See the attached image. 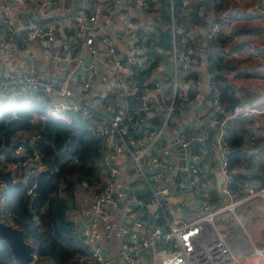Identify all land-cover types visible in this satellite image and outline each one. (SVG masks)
<instances>
[{
    "label": "built area",
    "instance_id": "built-area-1",
    "mask_svg": "<svg viewBox=\"0 0 264 264\" xmlns=\"http://www.w3.org/2000/svg\"><path fill=\"white\" fill-rule=\"evenodd\" d=\"M164 1L82 0V6L70 12L71 0H0V101L14 107L27 97L66 121H71L66 114L73 113L92 121L91 127L103 137V181L90 197L85 210L89 221L80 229L88 253L66 264H114L103 243L112 237L122 241V264H264V223L257 217L247 221L239 212L244 205L252 208L261 203L253 199H264V186L247 187L244 195L236 197L227 140L231 121L263 109L240 100L224 112L225 95L213 84L216 72L211 68V58L218 54L239 58L251 52L260 57L264 41L243 44L239 31L254 19L261 20L264 28V0H212L205 24L189 23V28L178 23L174 14L170 21L164 18ZM193 1L205 7V0ZM30 13L34 17H28ZM16 32L20 44L13 38ZM164 33L170 34L168 44L162 39ZM221 35L227 37L226 44L216 43ZM194 41L208 52L204 63L193 49L187 51ZM81 48L90 59L85 70L74 77L78 65L70 63L79 61L75 54ZM165 57L174 71L155 76ZM202 65L210 75L208 106L215 116L208 127L196 128L183 124L182 117L192 109L194 120L206 109L191 93L200 82L197 74ZM133 99L138 100L136 104ZM38 117L39 111H34L33 118ZM169 129L176 132L174 143L180 152L176 159L169 157L165 146ZM17 136L21 141L14 151L17 159L9 161L3 155L0 166L15 182H27L48 164L36 146L39 132L21 131ZM162 149L164 153L159 152ZM214 156L220 159L217 168L213 167ZM173 172L181 178L175 179ZM211 178L230 199L216 209L210 205ZM137 182L142 185L136 186ZM38 184L29 187L28 193L35 194ZM131 188H149L146 194L150 198L136 196ZM173 192L180 195L181 202L173 201ZM188 192L195 194L203 212L182 221L169 217L170 211L183 212ZM7 194L8 184L0 180V211L2 217L12 219ZM142 206L155 216L164 215L169 231L163 233L155 220L141 218ZM110 208L119 211L122 221L114 218ZM226 210L236 213L233 227L227 224ZM218 216L227 219L230 232L223 231L226 226L222 229L217 223ZM207 225L212 227L211 238L203 241V234H209ZM231 240L243 243L246 250L239 252ZM63 243L61 239L60 244L52 245L61 249ZM38 258L36 246L30 264H37Z\"/></svg>",
    "mask_w": 264,
    "mask_h": 264
},
{
    "label": "trees",
    "instance_id": "trees-1",
    "mask_svg": "<svg viewBox=\"0 0 264 264\" xmlns=\"http://www.w3.org/2000/svg\"><path fill=\"white\" fill-rule=\"evenodd\" d=\"M163 16L170 21L172 14L182 26L189 28V23L205 24V14L193 4V0H165ZM240 30L239 33H242ZM162 39L168 44L170 34H162ZM217 44H226L221 35ZM199 42H190L187 51L195 52ZM214 45L213 42L210 43ZM64 51V48H63ZM210 52V51H209ZM196 55V54H195ZM198 59L201 57L196 55ZM211 68L216 72L212 78L213 84L225 95L224 106L227 112L241 99L235 95V86L225 78L223 63L226 59L221 54L212 57ZM192 91V90H190ZM194 94V92H191ZM138 100L133 99L136 104ZM42 104V103H41ZM40 102L32 101L27 97L19 100L17 106L0 111V165L1 156L7 160H16L14 155L16 146L21 143L17 134L21 131L39 132L40 138L36 141L37 149L42 153L44 161L48 164L46 170L37 176L28 178L27 182H15L11 173L0 166V180L8 184L7 204L11 210L12 224L24 229L26 239H31L37 246V264H66L79 254H87L88 249L82 241L70 216L73 208L85 207L90 202V196L99 190L103 181L101 158L103 150V137L97 134L92 121L78 115L71 121L58 119L42 107ZM34 111H39V117L34 119ZM219 114V118L224 115ZM45 114L43 118L41 114ZM149 119V115L145 114ZM227 140L229 142V170L244 174L239 168L253 158L264 156V147L244 146L245 133L243 130L230 129ZM77 158V159H76ZM236 178V176H235ZM37 181L48 185L46 204V218H41L42 198L41 184L35 188V194H29L28 188ZM81 194L83 206L78 205ZM56 236L63 240L61 251L58 252L49 240ZM0 264H18L7 242L0 238Z\"/></svg>",
    "mask_w": 264,
    "mask_h": 264
},
{
    "label": "crops",
    "instance_id": "crops-1",
    "mask_svg": "<svg viewBox=\"0 0 264 264\" xmlns=\"http://www.w3.org/2000/svg\"><path fill=\"white\" fill-rule=\"evenodd\" d=\"M212 3V0H211ZM193 4L194 1H193ZM196 5V4H195ZM82 6V0H71V3L69 5L68 10L70 12L76 11L78 8ZM199 7L198 5H196ZM212 5L205 0V7L200 8V13L205 14V21H207L209 12L211 10ZM254 22H249V25L245 23V28H241L243 30L242 33L239 34V40L244 42L250 41V42H257L260 43L261 41H264V28L260 26L259 19H254ZM200 24V23H198ZM261 27V28H260ZM224 40L227 42V37L225 35ZM261 37V38H259ZM260 52L258 53L260 57H257L253 53H248V57H226V66L221 63V65L224 67L223 70L226 72L225 78L227 81L235 86V95L236 97L240 98L241 100L252 99V104H257L259 108H262L263 111L256 113L250 117L247 118H238L229 123V128L236 129V130H243L245 133V143L244 146L248 148H253L254 146L264 147V49H259ZM207 50H202L201 46L198 48L196 47V50L194 53L198 54L200 58V63L205 62ZM208 53V52H207ZM262 55H261V54ZM79 58L78 62H72L70 64H77L78 68L74 71L73 75L74 77L78 76L81 72L85 70L86 63L90 59V55L86 52L84 48H81L78 52L75 54V59ZM23 59V58H22ZM171 60H169L168 57L164 58V61L159 67V70L155 69L154 75L159 76L162 72L166 71L167 73H171L173 70V65L171 64ZM66 66H69L68 63H65ZM45 68L43 67L42 70ZM207 69L205 66L202 65L200 72L197 75H200V82L197 84V87L193 90L194 94L193 96H197V103L199 106H205L206 109L199 112L198 116L193 120L191 119V112L192 109L188 110L187 113L182 117L183 124L185 125H193L196 128H202V127H208L210 124H212V119L215 116V113H213V109L208 106L209 100L211 98V85H210V75H207ZM248 98V99H245ZM249 102V101H248ZM0 104H2V101H0ZM152 113V112H151ZM149 114L152 118L154 115ZM166 138H165V146L167 149V153L170 158L176 159L180 156L179 150L175 146V135L176 132L174 129H169L166 131ZM209 145L211 148H214L213 143L211 140H209ZM160 153H164V149L159 151ZM213 167L217 168L220 163V159L218 156H214L213 158ZM239 170L244 174V178L239 177V173L236 172V183L234 184V190L237 192V196L244 195V191H246L247 187H253V188H259L264 186V156L253 158L250 162L244 163ZM173 174L176 176L175 179H180L181 176H177V172H173ZM177 180V181H178ZM43 195L40 201V204L42 206L41 210V218H46V204H47V197L48 193L50 192V187L46 184H41L40 187ZM209 193L211 195L212 200L210 201V205L213 209H216L220 206H224L227 203L230 202V199L227 197L226 194L218 191L215 182L213 178H211V182L208 187ZM186 192V189L182 191V195ZM243 192V193H242ZM146 194V193H143ZM178 195V196H177ZM79 202L78 205L83 206L84 198H81V194L79 195ZM181 198L180 195L176 192H173L172 199L174 202H181L179 199ZM91 199V198H90ZM89 199V200H90ZM253 201L261 202L259 205H256L254 207H249V205H244L240 208V214L245 218L247 221H254L255 217L259 218L257 221H259L260 224L264 223V214H262L261 211L264 210V199L262 198H255ZM88 204L80 208L78 210L77 208H73L70 211V216L75 222V227L77 232H79L80 236V229L83 227L84 224H86L89 221L88 215L86 214L85 210L87 209ZM183 212L181 213V216L178 218V221H182L183 219H192V217L196 216L197 214H201L202 207L199 203V200L195 197V194H192L191 192L186 193L185 198L183 199ZM113 216L117 221H122V218L120 217L118 210H113ZM228 214V219L230 218V221L227 223L231 227L235 225V219H236V213L233 210H226ZM227 219H222L221 217L218 218L217 223L222 227L225 225ZM261 220V221H260ZM130 224L132 222L128 221ZM226 226V225H225ZM230 226H226V229L223 231H227L230 229ZM61 239L53 236L49 240V244H60ZM104 250L105 254L114 259V264H122V260L119 258V251L122 247V241L119 238L112 237V238H106L104 239ZM231 244L234 248H237L239 252H244L246 250V247L243 243H240L235 240H231ZM56 250L58 252L61 251L59 247H56Z\"/></svg>",
    "mask_w": 264,
    "mask_h": 264
},
{
    "label": "water",
    "instance_id": "water-1",
    "mask_svg": "<svg viewBox=\"0 0 264 264\" xmlns=\"http://www.w3.org/2000/svg\"><path fill=\"white\" fill-rule=\"evenodd\" d=\"M211 4V0H207ZM28 17H34V14L30 13ZM19 23H23V18H20ZM13 38L20 44L21 38L19 33H14ZM152 114V113H151ZM132 191L136 196H140L143 193H149V188L133 189ZM142 210L141 218L146 221L152 222L155 220V226L161 225V230L163 233L169 231L170 226L168 224L167 218L164 215L155 216L153 213L149 212L147 208L141 207ZM171 217V216H169ZM0 238L4 239L11 248V252L18 264H30L33 259V252L36 246L26 239L24 229L16 226L14 224L6 222L2 218V213L0 211Z\"/></svg>",
    "mask_w": 264,
    "mask_h": 264
},
{
    "label": "rangeland",
    "instance_id": "rangeland-1",
    "mask_svg": "<svg viewBox=\"0 0 264 264\" xmlns=\"http://www.w3.org/2000/svg\"><path fill=\"white\" fill-rule=\"evenodd\" d=\"M246 24L247 25H249V22H246ZM259 38H261V37H259ZM244 97V96H243ZM246 97V96H245ZM244 97V98H245ZM245 99H248V98H245ZM251 100L252 99H248V101H249V103H251ZM252 104V103H251ZM16 106H17V104H16ZM7 108H13V105L12 104H6V105H3V104H0V111L1 110H5V109H7ZM66 116H67V118L68 119H72V117H75V114H73V113H67L66 114ZM142 185V183L141 182H137L136 183V186H141ZM92 196V195H91ZM90 196V197H91ZM148 198H150V195L149 194H143L142 195V199H148ZM181 213L182 212H180V211H178V210H173V211H170V216H171V218L172 219H174V217H176V218H179L180 216H181ZM218 217H220V216H218ZM6 222H8V223H11L10 221L12 220V219H9V218H4V217H2ZM9 220V221H8ZM217 220H218V218H217ZM175 222V221H174ZM207 229H208V232H209V234H203V236H202V240L203 241H206V240H209L210 238H211V232H212V227H210L209 225H207ZM230 230H231V228L230 229H228V231L230 232Z\"/></svg>",
    "mask_w": 264,
    "mask_h": 264
}]
</instances>
